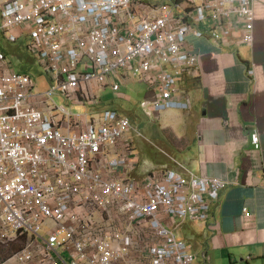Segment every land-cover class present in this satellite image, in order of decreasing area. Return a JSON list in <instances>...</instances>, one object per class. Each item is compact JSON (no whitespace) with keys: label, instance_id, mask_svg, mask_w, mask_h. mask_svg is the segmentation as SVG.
I'll list each match as a JSON object with an SVG mask.
<instances>
[{"label":"built area","instance_id":"built-area-1","mask_svg":"<svg viewBox=\"0 0 264 264\" xmlns=\"http://www.w3.org/2000/svg\"><path fill=\"white\" fill-rule=\"evenodd\" d=\"M253 25L254 0H0V31L26 36L49 79L36 90L0 50V264H195L175 232L208 220L225 181L173 170L135 180L129 118H83L52 95L94 104L133 78L153 94L144 116L187 109L182 83L199 57L188 39L250 45Z\"/></svg>","mask_w":264,"mask_h":264},{"label":"crops","instance_id":"crops-1","mask_svg":"<svg viewBox=\"0 0 264 264\" xmlns=\"http://www.w3.org/2000/svg\"><path fill=\"white\" fill-rule=\"evenodd\" d=\"M187 45L199 55L198 74L184 77L182 83L188 108L147 117L144 129L161 144L156 147L163 157L157 163L146 157L152 167L138 178L137 155L131 177L142 180L153 171L173 170L185 179H222L225 187L211 203L208 220L181 223L188 222L189 237L196 240L194 263L264 264V0H254L252 44L218 48L206 38H189ZM128 80L144 87L143 98L153 97L133 78L121 80L119 92ZM106 89L99 93L100 102ZM133 130L126 136L136 152L133 137L142 134ZM254 133L257 149L250 142Z\"/></svg>","mask_w":264,"mask_h":264},{"label":"rangeland","instance_id":"rangeland-1","mask_svg":"<svg viewBox=\"0 0 264 264\" xmlns=\"http://www.w3.org/2000/svg\"><path fill=\"white\" fill-rule=\"evenodd\" d=\"M25 39L26 36H21L19 41L10 43L7 41L6 35L0 32V49L5 52L4 54L14 70L25 72L30 75L34 81L35 89L42 91L49 87V83L41 66L37 61L33 60L28 49L25 47ZM136 83L132 80L126 81V85L122 91L119 92L121 94L112 93L110 90L106 89L102 94L101 102L96 100L94 104L85 103L84 105H71L66 102L58 92L52 95V101L58 106L64 105L70 107V111L73 115H79L83 118L85 115L86 118H89L90 115L106 109L116 110L117 113L128 117L136 132L142 134V137H133L134 147L139 159L136 176L141 178L152 167V165L145 162L146 157L149 158L152 163H157L163 155L156 147V145L162 147L161 144L154 141L144 129L148 119L144 116L139 107V102L144 96V87ZM181 225L175 232L176 236L186 242L191 252H195L197 249L196 240L189 237L188 222Z\"/></svg>","mask_w":264,"mask_h":264}]
</instances>
